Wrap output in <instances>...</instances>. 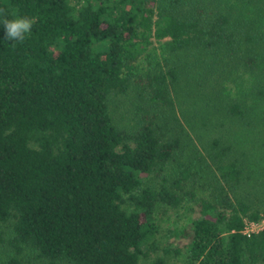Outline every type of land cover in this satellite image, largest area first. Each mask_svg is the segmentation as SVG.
Returning a JSON list of instances; mask_svg holds the SVG:
<instances>
[{"label":"trees","instance_id":"1","mask_svg":"<svg viewBox=\"0 0 264 264\" xmlns=\"http://www.w3.org/2000/svg\"><path fill=\"white\" fill-rule=\"evenodd\" d=\"M263 213L264 0H0V264H264Z\"/></svg>","mask_w":264,"mask_h":264},{"label":"rangeland","instance_id":"2","mask_svg":"<svg viewBox=\"0 0 264 264\" xmlns=\"http://www.w3.org/2000/svg\"><path fill=\"white\" fill-rule=\"evenodd\" d=\"M157 46H158L157 41L153 40L152 43L148 46V48L153 49L156 48ZM129 100L130 98L127 94H115L114 96L111 97L109 101V106L113 112V116L119 121H126V124L130 122L129 111L126 108ZM186 204L182 207H179L178 209L173 210L174 212H170L167 215L162 216V211L158 212L159 229H160V235H159L160 246H162V228L171 224H178V225L185 224V222L188 221L189 216L195 214V211H192L191 209V205L190 207H188L189 205ZM163 240L170 242L171 245L178 243L177 240H174L172 238L166 239L165 237H163ZM155 255H162V249L158 248L155 252H151L149 256L145 258H140L136 264H154L153 257H155ZM173 263L182 264L181 258L180 257L175 258Z\"/></svg>","mask_w":264,"mask_h":264},{"label":"clouds","instance_id":"3","mask_svg":"<svg viewBox=\"0 0 264 264\" xmlns=\"http://www.w3.org/2000/svg\"><path fill=\"white\" fill-rule=\"evenodd\" d=\"M33 23L34 21L26 16L5 19L3 26L6 40L24 42L31 32Z\"/></svg>","mask_w":264,"mask_h":264},{"label":"built area","instance_id":"4","mask_svg":"<svg viewBox=\"0 0 264 264\" xmlns=\"http://www.w3.org/2000/svg\"><path fill=\"white\" fill-rule=\"evenodd\" d=\"M263 226H264V213L262 214L261 218L258 221H246L242 231L245 233H249L258 230Z\"/></svg>","mask_w":264,"mask_h":264}]
</instances>
